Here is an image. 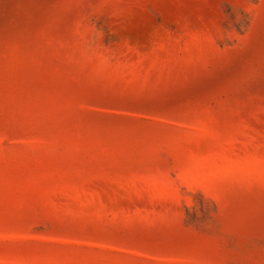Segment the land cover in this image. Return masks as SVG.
Masks as SVG:
<instances>
[{"label": "rangeland", "instance_id": "1", "mask_svg": "<svg viewBox=\"0 0 264 264\" xmlns=\"http://www.w3.org/2000/svg\"><path fill=\"white\" fill-rule=\"evenodd\" d=\"M0 264H264V0H0Z\"/></svg>", "mask_w": 264, "mask_h": 264}]
</instances>
